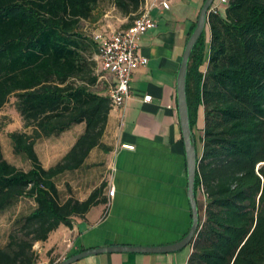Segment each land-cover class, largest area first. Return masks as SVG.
<instances>
[{"label": "trees", "instance_id": "trees-1", "mask_svg": "<svg viewBox=\"0 0 264 264\" xmlns=\"http://www.w3.org/2000/svg\"><path fill=\"white\" fill-rule=\"evenodd\" d=\"M101 1L0 0V109L14 98L23 130L9 138L13 153L30 162L23 171L0 155V212L21 198L34 203L14 220L0 264H35V243L105 202V183L83 201L62 199L56 185L91 150L109 151L102 136L112 106L98 80L97 46L84 30L97 20ZM112 6L126 29L146 0ZM186 95L192 132L199 107L204 114L194 184L204 203L197 202L188 264H264V0H227L208 13L189 57ZM79 124L83 131L70 149L44 168L36 141Z\"/></svg>", "mask_w": 264, "mask_h": 264}, {"label": "crops", "instance_id": "crops-1", "mask_svg": "<svg viewBox=\"0 0 264 264\" xmlns=\"http://www.w3.org/2000/svg\"><path fill=\"white\" fill-rule=\"evenodd\" d=\"M153 1L146 0V5ZM165 1L166 8L157 4L151 9L150 16L156 26L138 42L139 54L147 58L146 66L133 73L131 94L126 102L109 112L102 136V143L109 151L103 153L95 148L89 153V156L96 150L103 153L102 161L108 169L107 181L103 182L105 202L75 217L71 228L60 225L46 241L35 243L33 248L38 254L35 264H58L81 251L107 246H167L180 241L189 231L191 209L176 82L185 44L203 0ZM183 7H194L197 12L193 9L179 16ZM126 23V18L118 15L101 29L111 33L124 28ZM106 80L102 84L104 88L114 82L108 74ZM144 96H150V100L144 101ZM203 125V108L199 107L195 128L200 133L199 140ZM83 128V124L75 125L60 134H72L61 157ZM19 130H23L22 123ZM195 130L196 150L201 154L202 143L199 141L197 146ZM123 144L133 149H124ZM110 187L114 189L113 196L108 195ZM94 188L86 196L75 199L85 200ZM196 200L204 203L201 192ZM192 251L191 242L174 252H108L72 264H188Z\"/></svg>", "mask_w": 264, "mask_h": 264}, {"label": "rangeland", "instance_id": "rangeland-1", "mask_svg": "<svg viewBox=\"0 0 264 264\" xmlns=\"http://www.w3.org/2000/svg\"><path fill=\"white\" fill-rule=\"evenodd\" d=\"M193 9L197 12V9L194 7H188L187 9L183 7L179 10V16L191 12ZM118 15L112 6V0H102L98 7L97 20L84 24L86 34L92 37L93 33L102 32V25H106L107 21L111 22L115 20V16ZM206 37H208V32H206ZM13 104L14 98H10L9 102L0 109V155L17 169L26 171L30 168V162L13 153L12 143L9 138L10 132L21 128L20 117L15 111ZM195 131L198 146L200 140L197 135L199 136L200 133L197 129ZM70 137H72V134L68 133L36 141L34 150L44 168L55 164L60 159L68 147ZM102 158L103 153L96 150L88 157L82 168L73 172H67L56 179V185L62 199L69 196L80 199L86 196L92 188L107 181L108 169L103 163ZM33 207L34 203L31 199L21 198L10 208L0 212V246L6 242L14 220L19 215L28 213Z\"/></svg>", "mask_w": 264, "mask_h": 264}, {"label": "built area", "instance_id": "built-area-1", "mask_svg": "<svg viewBox=\"0 0 264 264\" xmlns=\"http://www.w3.org/2000/svg\"><path fill=\"white\" fill-rule=\"evenodd\" d=\"M227 0H215L209 8V12L218 13L219 8L226 4ZM159 4L162 8L168 6L165 0H154L152 4L146 5L141 13L126 29H119L111 33H93L92 40L97 46V60L99 64L98 80L104 84L106 74L110 75L114 82L106 84V95L110 99L112 108L123 105L130 97V82L133 73L140 67L146 66L147 58L138 52L139 39L156 24L150 16L153 7ZM144 101H149L150 96H144ZM124 149L132 150L133 146L123 144ZM114 189L108 190V195L113 196Z\"/></svg>", "mask_w": 264, "mask_h": 264}, {"label": "water", "instance_id": "water-1", "mask_svg": "<svg viewBox=\"0 0 264 264\" xmlns=\"http://www.w3.org/2000/svg\"><path fill=\"white\" fill-rule=\"evenodd\" d=\"M215 0H204L197 19L195 27L190 34L183 51L180 68L177 74L176 82V96H177V107L178 115L180 121V128L182 139L185 148V158H186V171H187V198L189 201L191 209V226L187 234L178 242L162 246V247H135V246H107L101 248H93L81 251L74 255L69 256L58 264H72L82 258L96 255L100 253H115V252H145V253H161V252H174L177 251L186 245L190 244L197 232L199 226V212L197 206V200L195 196V176L197 170V151L195 145V139L193 132L190 127L189 121V110L187 103L186 95V76L188 69V61L191 55V52L200 38L204 30H206V20L209 13V8Z\"/></svg>", "mask_w": 264, "mask_h": 264}]
</instances>
